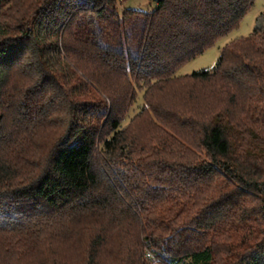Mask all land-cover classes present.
<instances>
[{
  "label": "trees",
  "instance_id": "obj_1",
  "mask_svg": "<svg viewBox=\"0 0 264 264\" xmlns=\"http://www.w3.org/2000/svg\"><path fill=\"white\" fill-rule=\"evenodd\" d=\"M16 1L37 19L0 28V264H264V13L175 76L256 0Z\"/></svg>",
  "mask_w": 264,
  "mask_h": 264
},
{
  "label": "rangeland",
  "instance_id": "obj_2",
  "mask_svg": "<svg viewBox=\"0 0 264 264\" xmlns=\"http://www.w3.org/2000/svg\"><path fill=\"white\" fill-rule=\"evenodd\" d=\"M36 0H17L16 4L13 6L23 5V11L26 10L27 7H31L32 3H34ZM13 8V9H14ZM126 9H132L137 11H143V12H152L155 9V1L151 0H130L126 2L124 5L120 6L119 12H123ZM11 11L12 8L8 7V9L0 10V28H4L5 30H10L14 26H18L19 24H33V22L36 21L37 17L34 16V14L29 17L28 19L25 18L24 22H20L16 24L11 20ZM264 13V0H256L255 5L253 8L249 11V13L246 15V17L243 19L240 28L234 32H232L229 36L225 37L224 39L220 40L214 47L207 50L202 56L196 58L195 60L185 64L180 70L177 72L175 76H188L193 74L194 72H200V71H210L213 70L222 53V50L237 41H240L241 39H246L251 36L254 29L257 25V20L261 16V14ZM31 15V14H30ZM105 102H107L104 98H102ZM143 101H142V94L139 97V100L137 101V104L129 111L127 116L125 117V120L122 123V128L126 129L130 126V122L135 116L140 112V108H142ZM141 106V107H140ZM64 118V114L62 116ZM50 128L46 129H39L36 131L35 136V143L36 146H34L33 149L39 148L40 146H43L44 144H47L46 141L49 138V131ZM48 131V132H47ZM52 138H50L51 142ZM48 145V144H47ZM99 157V155H97ZM59 252V250H56ZM72 256H75V254H72ZM146 261L149 264H159L155 256H153V260L148 259L146 257Z\"/></svg>",
  "mask_w": 264,
  "mask_h": 264
},
{
  "label": "built area",
  "instance_id": "obj_3",
  "mask_svg": "<svg viewBox=\"0 0 264 264\" xmlns=\"http://www.w3.org/2000/svg\"><path fill=\"white\" fill-rule=\"evenodd\" d=\"M147 257H148V259L153 260V255L152 254L148 253Z\"/></svg>",
  "mask_w": 264,
  "mask_h": 264
},
{
  "label": "water",
  "instance_id": "obj_4",
  "mask_svg": "<svg viewBox=\"0 0 264 264\" xmlns=\"http://www.w3.org/2000/svg\"><path fill=\"white\" fill-rule=\"evenodd\" d=\"M161 0H155V3H159Z\"/></svg>",
  "mask_w": 264,
  "mask_h": 264
}]
</instances>
